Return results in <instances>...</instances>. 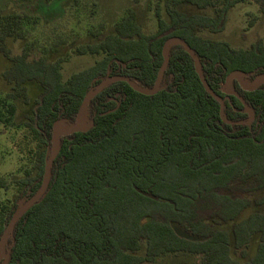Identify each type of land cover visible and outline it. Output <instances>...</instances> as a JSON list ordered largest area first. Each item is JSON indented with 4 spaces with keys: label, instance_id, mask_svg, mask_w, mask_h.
<instances>
[{
    "label": "trees",
    "instance_id": "trees-1",
    "mask_svg": "<svg viewBox=\"0 0 264 264\" xmlns=\"http://www.w3.org/2000/svg\"><path fill=\"white\" fill-rule=\"evenodd\" d=\"M61 1L26 0L34 2L27 10L0 14V52L10 62L2 76L11 84L0 97V123H12L27 85L39 91L23 122L27 159L10 180L19 198L40 185L53 122L73 123L86 91L108 75L152 87L168 37H180L198 56L225 117L248 118L221 84L235 69L246 80L264 73V39L233 47L201 32L221 31L237 3L254 2L264 13V0H152L151 32L140 11L127 7L110 30L99 25L91 42L74 47L98 58L66 77L61 57L33 56L28 42ZM9 37L25 41L21 53L10 55ZM167 57L159 91L145 95L113 81L87 104L90 128L60 136L45 193L15 222L5 264H152L186 253L199 264H264V81L248 91L231 80L253 119L227 124L182 45L172 44ZM7 187L0 177V188ZM16 206L0 203V234Z\"/></svg>",
    "mask_w": 264,
    "mask_h": 264
},
{
    "label": "rangeland",
    "instance_id": "rangeland-1",
    "mask_svg": "<svg viewBox=\"0 0 264 264\" xmlns=\"http://www.w3.org/2000/svg\"><path fill=\"white\" fill-rule=\"evenodd\" d=\"M25 1L0 0V14L14 10L25 11L29 5L34 4ZM152 2V0H62L53 13L44 17L42 27H37L28 36V42L33 41L30 53L33 56L41 55L47 58L61 57L62 73L63 77H66L87 67L98 58L96 55H78L74 52V47L91 42L94 38L93 32L99 25L104 32L110 30L113 21L123 14L125 8L139 10L143 30L153 31L155 19L151 8ZM184 8L187 11H194L192 7ZM36 13L43 15L41 9ZM201 34L226 40L233 47H245L257 38L264 39V13L258 10L254 2L237 3L229 10L226 24L221 31L213 33L203 30ZM24 43L22 39L11 37L6 39L10 55L21 53ZM9 64V60L0 52V97L11 91V84L2 76V72ZM38 92L35 86L27 85V101L24 102L21 97L15 100L12 123H8L7 126L0 123V177L8 182L7 188H0V203L6 202L9 208L14 203L23 201V198L18 197V192L10 180L21 176L19 166L27 159L24 156L26 148L21 141L22 135L26 132L23 122L31 114ZM176 231L187 236L180 228H176ZM250 250L249 248L248 251ZM199 259V256L193 254H170L164 255L152 264H199Z\"/></svg>",
    "mask_w": 264,
    "mask_h": 264
},
{
    "label": "water",
    "instance_id": "water-1",
    "mask_svg": "<svg viewBox=\"0 0 264 264\" xmlns=\"http://www.w3.org/2000/svg\"><path fill=\"white\" fill-rule=\"evenodd\" d=\"M178 43L182 45L183 49L188 52V54L193 59V65L194 69L196 71V74L205 89V91L210 94L213 98H215L219 102V117L221 120L227 124H238V123H246L249 124L253 119V111L252 109L247 105L245 100L237 93L235 92L231 87V80L234 79L238 82L239 86L243 90H252L253 88L257 87L259 84H257V81L262 79V82L264 81V73L256 74L251 80H246L243 78L244 74L242 71L235 69L229 72L224 79V82L222 84V92L227 95H234L237 97L241 104L244 107V111L248 114V118L246 120H229L224 115V101L223 98L220 95H217L213 92V90L209 87L207 84V81L204 77L202 67L200 60L198 56L195 54V52L190 48V46L180 37L177 36H171L168 37L161 49V53L163 56V62L158 70V73L156 75V78L154 80V83L152 87L146 88L143 86H140L137 82L130 79L128 76L124 75H108L105 78L101 79L97 84L90 87L85 95L82 98V101L77 109L74 122L71 124L66 123L65 119L59 118L56 119L52 124V130H51V136L49 140V154L46 157L44 161V167H43V174L41 178V182L37 190L29 197L23 199L22 202L18 203L16 208L13 210L11 216L9 217V220L5 227L3 228L1 234H0V264H5L8 258V253L5 249V244L7 242V239L9 235L12 232L13 226L15 222L34 204L36 203L45 193V190L48 186L49 182V176H50V167L52 160L57 154L58 146H59V138L62 135L71 134L76 131H86L90 128L92 125V121L87 119L86 115V107L89 103L90 99L93 98L103 87L108 85L109 83L117 80H123L129 84V86L134 89L135 91L145 94V95H151L159 91L162 86L160 85L163 71L166 68L167 65V53L169 47L174 44ZM83 116H85V120H83Z\"/></svg>",
    "mask_w": 264,
    "mask_h": 264
},
{
    "label": "bare ground",
    "instance_id": "bare-ground-1",
    "mask_svg": "<svg viewBox=\"0 0 264 264\" xmlns=\"http://www.w3.org/2000/svg\"><path fill=\"white\" fill-rule=\"evenodd\" d=\"M260 82H262V79L257 81V84H259ZM83 120H85V116H83Z\"/></svg>",
    "mask_w": 264,
    "mask_h": 264
},
{
    "label": "built area",
    "instance_id": "built-area-1",
    "mask_svg": "<svg viewBox=\"0 0 264 264\" xmlns=\"http://www.w3.org/2000/svg\"><path fill=\"white\" fill-rule=\"evenodd\" d=\"M221 89H222V84H221ZM225 98H227V96H225Z\"/></svg>",
    "mask_w": 264,
    "mask_h": 264
}]
</instances>
